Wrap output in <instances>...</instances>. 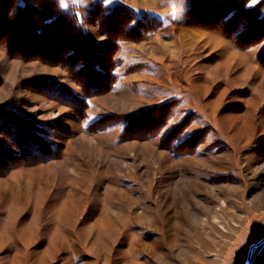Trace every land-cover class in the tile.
I'll list each match as a JSON object with an SVG mask.
<instances>
[{
  "label": "rangeland",
  "instance_id": "374dc122",
  "mask_svg": "<svg viewBox=\"0 0 264 264\" xmlns=\"http://www.w3.org/2000/svg\"><path fill=\"white\" fill-rule=\"evenodd\" d=\"M263 236L264 0H0V264H244Z\"/></svg>",
  "mask_w": 264,
  "mask_h": 264
},
{
  "label": "water",
  "instance_id": "95a60500",
  "mask_svg": "<svg viewBox=\"0 0 264 264\" xmlns=\"http://www.w3.org/2000/svg\"><path fill=\"white\" fill-rule=\"evenodd\" d=\"M263 247H264V236L261 239H259L257 242L251 243L249 245L244 264H251V257L253 251L256 249L261 250Z\"/></svg>",
  "mask_w": 264,
  "mask_h": 264
},
{
  "label": "trees",
  "instance_id": "16d2710c",
  "mask_svg": "<svg viewBox=\"0 0 264 264\" xmlns=\"http://www.w3.org/2000/svg\"><path fill=\"white\" fill-rule=\"evenodd\" d=\"M254 253V252H253Z\"/></svg>",
  "mask_w": 264,
  "mask_h": 264
}]
</instances>
